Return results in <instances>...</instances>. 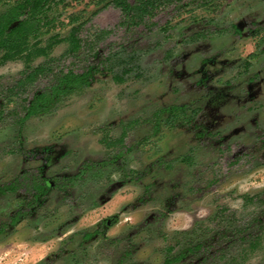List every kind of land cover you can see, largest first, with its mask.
<instances>
[{
	"label": "rangeland",
	"instance_id": "374dc122",
	"mask_svg": "<svg viewBox=\"0 0 264 264\" xmlns=\"http://www.w3.org/2000/svg\"><path fill=\"white\" fill-rule=\"evenodd\" d=\"M96 1L55 0L48 13L54 22L42 39L67 36L70 15L91 16ZM192 1L169 5L134 30L114 28L117 9L101 11L89 32L114 31L100 55L73 59L77 71L99 64L91 85L22 125V98L48 79L13 95L24 63L0 65V184L38 167L46 177L74 176L84 162L112 156L108 142L126 126L130 147L115 163L51 191L41 207L0 234V264H164L168 247L176 255L226 227L222 207L237 227L263 233L264 220L255 218L264 205L247 206L243 196L264 197V0H216L208 8ZM66 48V42L56 45L51 56ZM104 56L107 69L100 65ZM173 106L185 111L169 126ZM23 196L0 197V220ZM103 221L105 231L85 237ZM244 250L235 242L223 258L203 264H264V245Z\"/></svg>",
	"mask_w": 264,
	"mask_h": 264
},
{
	"label": "trees",
	"instance_id": "16d2710c",
	"mask_svg": "<svg viewBox=\"0 0 264 264\" xmlns=\"http://www.w3.org/2000/svg\"><path fill=\"white\" fill-rule=\"evenodd\" d=\"M215 1L193 0L191 3L208 8L214 5ZM54 3L55 0H14L11 4H6L5 0H0V65L10 61H22L24 63L21 77L10 87L11 93L13 95L25 94L36 82L48 79V84L35 90L30 98H22L24 100L22 106L24 113L17 120L21 125L33 116L50 113L63 98L91 85L95 72L99 70V64L97 66L94 64L83 65L81 70L77 71V65H73L75 62L73 59H80L83 54L91 55L92 58L100 55L104 40L114 31L103 28L89 32L88 23L101 11L109 7L117 9L121 17L114 28L123 27L125 30H134L139 27H146L147 21L156 17L158 12L165 10L169 5L176 7L187 5L186 2L183 4V0H97L95 2L96 9L91 13V16L83 18L70 15L68 23L72 27L67 36L58 37L54 35L44 41L42 36L48 31L45 30L46 27L53 25L54 22L53 19H49L48 15ZM63 42L67 43L64 53L57 58L52 57L51 52L54 47ZM39 57H43L44 60L34 66V60ZM64 60H68L69 63L58 66ZM109 62L110 57L104 56L100 65L107 69ZM124 72L126 73L127 70ZM123 76V74H117L114 78L122 82ZM167 111L166 124L173 126L175 117L184 112L185 107L173 106ZM128 131V126L124 127L119 138L108 142V147L113 148L114 154L112 156L103 161L84 162L74 176L46 177L42 168L38 167L21 172L10 182L0 184V197L15 196L19 192L24 194L20 207L6 220H0V234L17 226L22 219L41 207L51 191H64L77 184L90 169L100 171L105 166L115 163L130 148L125 147ZM243 199L247 206L252 204L264 205V197L257 194L245 195ZM218 215L228 222L226 227L216 231L207 239L190 244L176 255L171 254L174 247H168L164 264L178 263L188 257L197 259L198 264H203L210 259H220L223 258L230 245L235 242L244 246L245 253L255 251L264 245V231L260 234H252L248 232L252 225L237 227L234 220L235 215L230 213L229 208H220ZM255 220L261 223L264 220V212ZM107 225L106 221L99 223L98 228L93 232L86 233L85 237L91 238L93 235L105 231L103 228L105 229Z\"/></svg>",
	"mask_w": 264,
	"mask_h": 264
}]
</instances>
